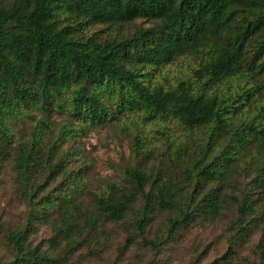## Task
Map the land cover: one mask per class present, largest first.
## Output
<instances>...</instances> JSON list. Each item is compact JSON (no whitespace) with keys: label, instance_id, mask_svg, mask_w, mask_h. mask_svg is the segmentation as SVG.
I'll return each instance as SVG.
<instances>
[{"label":"trees","instance_id":"16d2710c","mask_svg":"<svg viewBox=\"0 0 264 264\" xmlns=\"http://www.w3.org/2000/svg\"><path fill=\"white\" fill-rule=\"evenodd\" d=\"M138 19L149 24L117 38L86 34L93 24ZM182 54L196 57L190 76L172 85L153 80ZM54 113L66 117L56 124ZM136 113L144 123L171 121L203 138L168 156L170 174H161L160 162L128 164L121 181L109 180L87 200L77 170L53 183L66 167L62 146L71 136ZM25 117L32 121L28 138L14 142V125ZM143 146L135 135L134 153L145 156ZM5 155L27 211L15 225L0 218V264H71L105 222L130 220L124 246L138 237L157 249L161 235L147 236L156 211L170 212L168 239L198 216L215 219L239 168L249 169L251 180L229 198L242 239L264 214L256 208L264 192V0H0ZM36 222L52 228L46 247L29 239ZM255 255L252 264H264L263 239Z\"/></svg>","mask_w":264,"mask_h":264},{"label":"rangeland","instance_id":"374dc122","mask_svg":"<svg viewBox=\"0 0 264 264\" xmlns=\"http://www.w3.org/2000/svg\"><path fill=\"white\" fill-rule=\"evenodd\" d=\"M149 22L138 19L122 25H90L86 34L97 39L117 38L126 35L138 25L147 26ZM196 57L189 54L179 55L171 63L157 68L153 80L167 85L191 75L196 66ZM141 115H123L119 123L103 126H87L63 143L66 150V167L57 170L56 183L65 171H76L84 177V197L98 191L109 180L121 181V170L128 164L148 167L155 162L160 164L161 174L171 173L168 156L184 143L193 149L203 136L200 133L183 131L171 121H153L144 123ZM56 124L65 119V114L52 115ZM32 121L25 117L14 125L13 140L27 139V131ZM162 132H165L162 134ZM138 135L144 142L145 156L134 153V137ZM191 137L193 139L191 140ZM188 140V141H187ZM142 148V149H143ZM72 152L79 153V156ZM9 156L0 157V218L3 224L15 225L26 214L27 206L15 193V174ZM249 169H238L232 186L225 189L226 199L218 217L207 219L203 215L186 227H180L172 238L165 237L167 211H156L147 226V236L161 235L157 249L143 243L138 237L125 245L126 237L131 232L130 220L122 223L105 222L88 235L87 242L71 256V264H252L255 260L257 244L264 241V214L257 215L252 229L242 239L235 234L237 219L235 207L230 195L241 194L242 189L250 186ZM255 197L257 194H254ZM264 209V192L256 206ZM49 224L36 222L31 228L33 244L46 247L53 235ZM3 241L0 242V248ZM227 251H231L226 257ZM5 257L7 254L2 250Z\"/></svg>","mask_w":264,"mask_h":264}]
</instances>
